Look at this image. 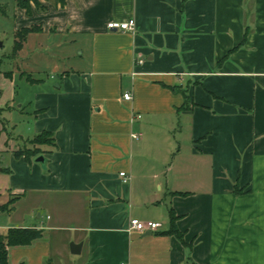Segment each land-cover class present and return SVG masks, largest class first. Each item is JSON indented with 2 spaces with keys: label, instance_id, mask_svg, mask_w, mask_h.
<instances>
[{
  "label": "crops",
  "instance_id": "obj_1",
  "mask_svg": "<svg viewBox=\"0 0 264 264\" xmlns=\"http://www.w3.org/2000/svg\"><path fill=\"white\" fill-rule=\"evenodd\" d=\"M43 4L21 9L19 28L39 27L80 61L32 81L29 129L0 147V234L43 232L9 262L264 264V0ZM130 19L134 32L108 29ZM3 95L0 122L13 126ZM44 132L45 167L16 157ZM133 219L160 227L140 232Z\"/></svg>",
  "mask_w": 264,
  "mask_h": 264
},
{
  "label": "rangeland",
  "instance_id": "obj_2",
  "mask_svg": "<svg viewBox=\"0 0 264 264\" xmlns=\"http://www.w3.org/2000/svg\"><path fill=\"white\" fill-rule=\"evenodd\" d=\"M42 3H46L41 0ZM21 7L16 0H0V92L3 91V99H7L15 105L16 112L11 115L13 126L2 119L0 122V147L4 146L5 137L19 139L23 132L29 129V119L22 118V112H27L31 105V99L40 86L32 81H49L52 76L59 75L60 72L76 68L79 64V56L70 45H61L57 40H53V35L46 36L40 33V28H36L30 35L24 34L27 41L23 42L24 35H20L21 46L15 50L16 33L21 21ZM24 38V39H23ZM69 43V42H68ZM11 73V74H10ZM13 76L11 80H4V75ZM4 78V79H3ZM9 78V77H8ZM14 90L16 91L15 93ZM10 93L13 96L10 97ZM22 108H19L21 107ZM9 120V118H8ZM26 137V136H25ZM20 144L21 141H20ZM48 145H52L49 142ZM5 158L0 156V170L5 168ZM9 177L0 173V206L7 202ZM10 199L6 207H10ZM9 212H0V223L9 219ZM0 232L2 230L0 229Z\"/></svg>",
  "mask_w": 264,
  "mask_h": 264
},
{
  "label": "trees",
  "instance_id": "obj_3",
  "mask_svg": "<svg viewBox=\"0 0 264 264\" xmlns=\"http://www.w3.org/2000/svg\"><path fill=\"white\" fill-rule=\"evenodd\" d=\"M17 5L22 9L26 10L28 15L32 14L33 5L38 10H45L46 6L41 2V0H16ZM46 3H51L56 6H64L67 0H43ZM39 27H32L28 29H22L16 33V46L15 50H18V47L21 46L20 35H30L34 32V30ZM41 31V29H40ZM22 33V34H21ZM25 38V39H24ZM23 42L27 41V37L24 35ZM49 142L54 144V137L49 132H44L41 135L35 137L33 140L29 142V146L18 150L15 152L17 158H24L27 162H32L33 159H36L40 156L41 151L38 147L49 144ZM15 199L11 201L10 205L14 203ZM9 211V210H8ZM176 220L177 216L174 211L171 212V232L176 234L180 239H182V235L180 231L176 228ZM43 237V232L37 229H13L8 231L7 234H0V264H11L9 262V249L13 247H22L33 244L34 242L40 240Z\"/></svg>",
  "mask_w": 264,
  "mask_h": 264
},
{
  "label": "built area",
  "instance_id": "obj_4",
  "mask_svg": "<svg viewBox=\"0 0 264 264\" xmlns=\"http://www.w3.org/2000/svg\"><path fill=\"white\" fill-rule=\"evenodd\" d=\"M108 29L110 31L134 32L136 30V21L134 19H130L129 21H126V22L112 21L108 24ZM123 98H124V101L126 102H130L133 99L131 93L124 94ZM132 137L133 139H138L139 135H132ZM120 177L122 178L124 183H128L130 181V177L125 172L120 173ZM131 227L132 229H135L137 231L145 232V231H155L160 227V225L154 222L145 223L137 219H133L131 221Z\"/></svg>",
  "mask_w": 264,
  "mask_h": 264
},
{
  "label": "water",
  "instance_id": "obj_5",
  "mask_svg": "<svg viewBox=\"0 0 264 264\" xmlns=\"http://www.w3.org/2000/svg\"><path fill=\"white\" fill-rule=\"evenodd\" d=\"M25 1H29V0H25ZM37 163H40L43 167L46 166V159L43 156H40L36 159ZM72 248V253L73 254H79L75 249H77V246L75 247V245L71 246Z\"/></svg>",
  "mask_w": 264,
  "mask_h": 264
}]
</instances>
